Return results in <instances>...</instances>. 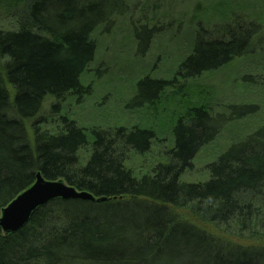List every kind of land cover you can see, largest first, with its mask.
I'll list each match as a JSON object with an SVG mask.
<instances>
[{"label":"trees","instance_id":"trees-1","mask_svg":"<svg viewBox=\"0 0 264 264\" xmlns=\"http://www.w3.org/2000/svg\"><path fill=\"white\" fill-rule=\"evenodd\" d=\"M213 1L209 15L222 20L223 38L219 28L200 27L206 38L172 78L139 83L157 116L161 107L175 108L161 121L166 136L159 139L151 124L85 127L71 109L93 93L100 39L131 11L148 9L153 46L165 26L154 17L160 4L0 0V214L38 174L107 199L57 200L19 232L0 229V264H264V125L211 161L206 179H186L199 153L221 139L223 119L245 121L261 110L223 103L219 93L218 127L204 88L192 86L246 56L260 26L245 18L264 19L244 5L221 12ZM260 67L259 78L227 84L264 89ZM155 145L162 152L142 172L132 156L146 157Z\"/></svg>","mask_w":264,"mask_h":264},{"label":"rangeland","instance_id":"rangeland-1","mask_svg":"<svg viewBox=\"0 0 264 264\" xmlns=\"http://www.w3.org/2000/svg\"><path fill=\"white\" fill-rule=\"evenodd\" d=\"M138 1L141 4L147 3V0ZM212 1L148 0L150 4H160L159 15L156 14L154 17L156 21L161 20L165 25L156 36L153 46L149 44V38L156 23L149 25L146 22V18L153 15L151 10L131 11L128 16L120 19L119 25L100 39L99 53L94 66L98 75L94 79L90 77L91 81H95L93 93L86 103L71 109L73 116L85 127L102 130H115L121 126L131 129L134 126L144 127L151 124L157 129L158 138L165 139L166 135L160 131L161 121L171 116L175 108L172 104L161 107L157 116V112L146 107L148 103L145 102L139 83L146 78L165 80L172 78L179 63L188 56L186 53L194 48L199 39L206 38L200 27L206 32L212 27L219 28V34L216 36L219 39L223 38L224 34L220 32L222 20L213 19L209 15L211 6L218 4ZM238 5H244L246 12L253 10L264 18V0H220L219 11L235 10ZM245 21L260 26L259 35L247 50L246 56L238 59L228 69L193 80L192 86L204 88L205 93L202 97L212 104L215 124L218 127L219 93H222L220 99L224 101L223 103L231 101L247 105L258 103L261 110L245 121L228 122L223 119L221 125L224 131L220 135L221 139L218 137L212 146L204 148L199 153L195 161V172L186 175L188 181L206 179V167L211 161L216 160L229 145L244 139L264 125V89L228 85L242 79L243 76L254 75L253 78H259L258 67L264 68V19L247 17ZM171 22L173 26H168ZM231 26L234 28L236 25L232 22ZM207 89L209 91H206ZM153 147L150 155L146 157L132 156L136 168L142 167V172L150 169L152 164L148 165L149 160L150 163H154L153 158L157 157V151H161L163 146Z\"/></svg>","mask_w":264,"mask_h":264},{"label":"water","instance_id":"water-1","mask_svg":"<svg viewBox=\"0 0 264 264\" xmlns=\"http://www.w3.org/2000/svg\"><path fill=\"white\" fill-rule=\"evenodd\" d=\"M57 200L100 204L107 199L96 198L91 193L78 191L63 180H46L38 174L31 187L3 208L0 214V229L7 236L19 232L29 223L36 211Z\"/></svg>","mask_w":264,"mask_h":264}]
</instances>
